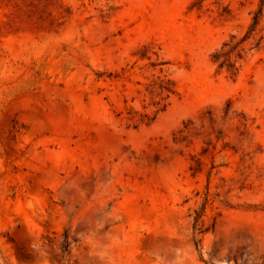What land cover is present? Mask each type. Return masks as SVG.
I'll return each mask as SVG.
<instances>
[{"label":"rangeland","instance_id":"rangeland-1","mask_svg":"<svg viewBox=\"0 0 264 264\" xmlns=\"http://www.w3.org/2000/svg\"><path fill=\"white\" fill-rule=\"evenodd\" d=\"M0 264H264V0H0Z\"/></svg>","mask_w":264,"mask_h":264},{"label":"trees","instance_id":"trees-1","mask_svg":"<svg viewBox=\"0 0 264 264\" xmlns=\"http://www.w3.org/2000/svg\"><path fill=\"white\" fill-rule=\"evenodd\" d=\"M215 58H217V57H215ZM215 60H216V59H215ZM157 87H158V89H159L160 94H161V93H164V92H166L167 94L171 93L169 83H166V82H164V81H160V82L158 83ZM163 109H164V106H163L161 109H158V110L156 111V113H157L158 111L163 110ZM154 118H155L154 116L150 118V117H147L146 115H143V116L140 118V121H141V122H144L145 124H149L150 122H152V121L154 120ZM198 217H199V216H198V214H197V216L195 217V221H197ZM198 242H199V241H197V246H198Z\"/></svg>","mask_w":264,"mask_h":264}]
</instances>
